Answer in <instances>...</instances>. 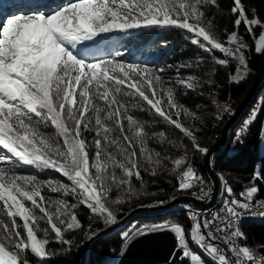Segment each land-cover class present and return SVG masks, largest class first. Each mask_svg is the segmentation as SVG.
Instances as JSON below:
<instances>
[{
	"label": "snow or ice",
	"instance_id": "obj_1",
	"mask_svg": "<svg viewBox=\"0 0 264 264\" xmlns=\"http://www.w3.org/2000/svg\"><path fill=\"white\" fill-rule=\"evenodd\" d=\"M215 4L216 0H71L50 12L30 8L0 21V264H30L29 253L43 261L52 254L47 250L52 242L70 246L65 234L83 228L75 211L80 205L91 217L115 223L116 213L107 207L108 194L115 187L125 196L134 195L131 180L134 176L142 180V162L159 166L169 160L177 191L200 186L192 196L201 202L209 199L212 188L203 187V176L188 163L189 146L177 158L162 156L149 141L163 142L166 133L150 132L147 123L133 115L153 112L189 139L193 153L210 155L199 142L198 130L181 121L182 114L199 119L178 99L179 89L187 95L199 87L195 76L180 73V68L192 65H181L173 80H165L163 68L124 62L117 59L119 51L112 58L88 59L82 49L113 34L176 27L191 33V42L205 52L223 54L226 58L217 59V64L235 61L236 75L231 79L238 83L247 74L249 48L239 35L240 26L250 37L255 36L254 27L262 29L254 45L262 54L264 23L249 19L241 0H233L235 30L221 40L205 12L207 5ZM260 103L264 107V98ZM257 114L253 109L236 133V142H241ZM48 128L54 131H45ZM85 133L93 134L90 141ZM23 166L52 169L70 183L23 174L19 171ZM150 174L155 176L157 168ZM219 179L226 193L219 212L185 205L192 221L188 232L178 222L133 226L122 233L125 247L120 256L135 236L167 230L176 241L173 257L179 254L187 264H206L189 240L212 264H264V252L240 243L247 238L239 227L245 216L264 217V199L256 198L260 191L256 182H264V170L254 172L251 186L240 192L239 199L223 176ZM45 189L59 196L46 195ZM69 196L74 202L66 199Z\"/></svg>",
	"mask_w": 264,
	"mask_h": 264
},
{
	"label": "trees",
	"instance_id": "obj_2",
	"mask_svg": "<svg viewBox=\"0 0 264 264\" xmlns=\"http://www.w3.org/2000/svg\"><path fill=\"white\" fill-rule=\"evenodd\" d=\"M69 2L71 0H0V13L3 11V7H6L5 4L9 7L10 3L11 7L17 8L18 11L41 8L50 12L52 9ZM241 2L245 7L248 18L258 16L264 19V0H241ZM51 5H56V7H51ZM232 7L233 0H216L215 5H207L205 8L206 16L213 24L211 30L221 40L226 39V32L230 33L235 30L234 20L236 17L231 12ZM257 28L254 27L255 32ZM239 35L243 36L249 48L245 53L248 64L247 74L238 83L233 82L231 79L232 76L236 75L235 61L229 60L228 66L217 64V59L226 58L223 54L215 50L212 53L205 52L191 42V33L176 27H153L133 30L127 34H113L103 41L98 40L95 44L90 43L89 52H83L82 54H85L88 59L95 57L112 58L119 51L121 55L117 59L124 62L163 68L165 71L162 75L167 76L164 77L165 80H173L177 68H180L181 65L191 64L192 67L180 68V73L185 77L195 76L199 81V87L195 91L189 90L187 95H183L184 90L179 89L181 94L178 95V99L199 119L193 120L191 117L182 114L181 121L185 125L194 126L198 130L197 135L201 146L207 147L216 138L223 121L250 84L263 56V53H256L253 37L248 36L243 25L240 26ZM263 88L264 75L253 94L252 100L241 111L235 121L229 125L225 141L215 154L212 163L216 172L222 171L223 174L219 175L223 176L224 180L232 187L237 199H239L241 189L245 190L251 186L250 182L253 179L254 172L264 170V107L260 103L264 97H259ZM216 101L225 103L226 107L220 111L215 110ZM248 108L250 109L247 119L253 109H257L258 114L243 132L240 137L241 142H236L235 134L244 126V124L242 126L238 124ZM228 109L230 111H227ZM133 115L137 119L146 122L150 132L164 131L166 133L168 139L163 142L149 141V147L160 152L162 156L166 155L172 158L182 156L185 154L184 146L188 145V163L203 176L204 181H208L201 164L202 154L193 153L190 150L189 139L184 137L178 129L166 124L151 111H135ZM45 131L53 132L54 129L48 128ZM92 135V133H85L89 141ZM153 167L157 168L155 176L150 174ZM172 167L173 165L169 160H165L159 166L142 162V180H137L135 176L131 180L134 195L125 196L122 190L115 187L108 194L107 207L116 213V221L127 214L123 219L112 225L111 228L106 229L111 224H105L102 218L91 217L90 211L84 205H80L75 211L83 228L65 234L66 239L71 240L72 244L67 246L52 242L47 246V250L52 254L41 261L29 253L27 258L30 264H79L83 242L89 237L91 238L85 246L83 264H115L121 248L125 244L122 240V233L130 230L133 226L165 223L156 221L155 219L158 216L171 217L174 222L183 225L186 232L190 231L187 211L185 206L181 205L185 201H178L165 207L150 206L155 205L158 201L166 202L171 196L180 193H192L177 191V176L171 173ZM19 171L23 174L37 175L41 180L49 178L56 180L58 178L70 183L60 173L52 169L38 170L31 166H23ZM256 183L260 188L256 198L264 199V182L257 181ZM221 189L223 196H225L226 193L223 192V187ZM44 193L54 197L59 196L56 193H48L47 189L44 190ZM117 197H121L122 202L115 203ZM66 199L69 202H74L71 196L66 197ZM139 215L142 219L131 223L132 218ZM151 218H155L154 221H150ZM89 224L92 226L90 232L88 231ZM41 226L46 227L47 225L42 222ZM240 229L247 238L241 240L240 243L258 248L261 252H264V247H261L264 246V217L258 220L245 217L241 222ZM99 231L101 232L96 234ZM189 243L193 250L201 252L190 240ZM202 257L205 259L206 264H212V261L203 253ZM172 264H187V261L178 256Z\"/></svg>",
	"mask_w": 264,
	"mask_h": 264
},
{
	"label": "water",
	"instance_id": "obj_3",
	"mask_svg": "<svg viewBox=\"0 0 264 264\" xmlns=\"http://www.w3.org/2000/svg\"><path fill=\"white\" fill-rule=\"evenodd\" d=\"M263 75H264V53L261 61L259 62L257 69L255 70V73L252 77L250 84L245 89V91L240 96V98L237 100V102L231 109L229 115L223 121L220 127V131L216 136V138L206 147L209 149L210 155L205 156L202 154L201 156L202 168L205 171L207 177L210 179V187L212 188V192L210 194L209 199H206L203 202H201L195 199L192 196V194L180 193L171 196L162 205L163 207L171 205L178 201H185L187 203L199 206L201 208L206 205H211L213 203L218 187V176L211 161L214 160L215 154L219 151L220 147L224 143L229 125L233 121H235V119L239 116L241 111L252 100L253 94L255 93ZM213 182H215L214 185ZM138 207H148V206H138ZM126 215L127 214L121 217V219H123ZM118 221H116L115 223H117ZM115 223L109 225V227H107L106 229L111 228L112 225H114ZM100 232L101 231L97 232L96 234ZM89 238L83 242L82 250L80 252V257H79V264L84 263L85 246ZM123 247H125V244ZM175 247H176V241L174 234H172L167 230L158 231L155 233H149L145 235H137L126 244L125 254L123 256L119 255L115 264H172L179 256V254H177L175 258L173 257V252Z\"/></svg>",
	"mask_w": 264,
	"mask_h": 264
},
{
	"label": "rangeland",
	"instance_id": "obj_4",
	"mask_svg": "<svg viewBox=\"0 0 264 264\" xmlns=\"http://www.w3.org/2000/svg\"><path fill=\"white\" fill-rule=\"evenodd\" d=\"M42 1H44V0H42ZM5 6L6 7H3V11L1 12L2 13V15H0V21H3V20H6L7 18H9V16H10V14L11 13H16V12H18V10H17V8H13V7H11V3H10V6L8 7V5L7 4H5ZM51 7H56V5H51ZM19 11H21V10H19ZM23 11H25V10H23ZM252 18H256V19H259L260 21H261V23H264V19H261V18H259L258 16H252V17H250L249 19H252ZM261 31H262V29L260 28V27H258L257 28V31L255 32L254 31V28H253V32L255 33V36L253 37V41H254V45H255V40L256 39H258V36H259V34L261 33ZM90 43L89 44H87L83 49H82V53L83 52H89V50H90ZM141 65H145V64H141ZM164 77H167V76H164ZM261 96H263L264 97V88H263V90L261 91V93L259 94V97H261ZM258 97V98H259ZM226 107V105H225V103H223V102H220V101H216L215 102V110H218V111H220V110H223L224 108ZM217 174H218V178L220 177V175H222L223 173H222V171H219V172H216ZM220 174V175H219ZM208 179V178H207ZM55 180V179H54ZM56 180H60V181H62L63 183H67L66 181H64V180H62V179H58V178H56ZM219 181H220V179H219ZM220 187H222V184H221V181H220ZM200 186H198V187H196V188H194V189H192V190H188V191H186V192H193L195 189V192L198 190L197 188H199ZM185 193V192H184ZM183 204H181V205H183V206H185L186 205V202H182ZM154 212V211H153ZM142 219V217L139 215V216H135V217H133L132 218V222L131 223H133V222H136V221H138V220H141ZM154 219L155 218H151L150 219V221H154ZM156 221H160V222H174L173 221V218H171V217H167V216H158V217H156V219H155ZM130 223V224H131ZM242 244V243H241ZM195 252H197V253H200L201 255H202V253L201 252H198V251H196V250H194Z\"/></svg>",
	"mask_w": 264,
	"mask_h": 264
},
{
	"label": "bare ground",
	"instance_id": "obj_5",
	"mask_svg": "<svg viewBox=\"0 0 264 264\" xmlns=\"http://www.w3.org/2000/svg\"><path fill=\"white\" fill-rule=\"evenodd\" d=\"M248 112H249V108L246 110V112L244 113L243 116H246L248 114ZM243 116H242V119H241L239 124L242 123ZM211 162L213 163V160ZM217 176H218V174H217ZM219 184H220V181H219V178H218V187H217V191H216V194H215V198L213 200V203L211 205H208V211H220V209H221L223 193H222V189H221L222 187H220ZM199 191H200V188L196 192H199ZM188 194H192V193H188ZM245 217H247V218L249 217V219L253 218L255 220L263 218V217H260V216H245ZM187 218H188V215H187ZM188 220H189L190 227H191L192 221L189 218H188ZM242 220L243 219H241V221L239 223V227L240 228H241Z\"/></svg>",
	"mask_w": 264,
	"mask_h": 264
},
{
	"label": "built area",
	"instance_id": "obj_6",
	"mask_svg": "<svg viewBox=\"0 0 264 264\" xmlns=\"http://www.w3.org/2000/svg\"><path fill=\"white\" fill-rule=\"evenodd\" d=\"M247 116H248V114L246 116H243L242 123L241 124H238L239 126H242L244 124V121L247 119ZM203 187H205V188L210 187V179L209 178H208V181H205V184L203 185ZM241 190L243 191V189H241ZM186 205H191L193 210H197V209H200V210L207 209V211H208V205H206V206H204L202 208L199 207V206H196V205H192L190 203H186ZM212 212H219V211H208L209 214H211ZM220 246L221 247H224V245L222 243L220 244Z\"/></svg>",
	"mask_w": 264,
	"mask_h": 264
}]
</instances>
